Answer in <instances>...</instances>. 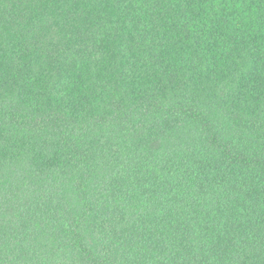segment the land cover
Wrapping results in <instances>:
<instances>
[{
    "label": "trees",
    "instance_id": "16d2710c",
    "mask_svg": "<svg viewBox=\"0 0 264 264\" xmlns=\"http://www.w3.org/2000/svg\"><path fill=\"white\" fill-rule=\"evenodd\" d=\"M0 264H264V0H0Z\"/></svg>",
    "mask_w": 264,
    "mask_h": 264
}]
</instances>
